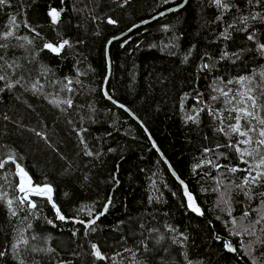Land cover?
I'll use <instances>...</instances> for the list:
<instances>
[{
	"label": "trees",
	"instance_id": "trees-1",
	"mask_svg": "<svg viewBox=\"0 0 264 264\" xmlns=\"http://www.w3.org/2000/svg\"><path fill=\"white\" fill-rule=\"evenodd\" d=\"M182 1L0 6V192L7 194L0 200V264H264V176L255 183L249 177L264 172L255 167L264 156L256 144L262 126L252 121V144L239 145L252 155L242 160L233 145L245 137L225 134L240 97L228 104L217 91L231 90V99L251 88L259 106L253 111L264 117V0H222L227 8L187 0L109 46L108 94L143 123L204 217L189 209L143 127L102 93L109 38ZM8 31L13 35L3 38ZM65 40L59 53L44 47ZM240 77L251 81L242 85ZM17 164L31 185L51 188L64 219L47 197L29 195L35 208L19 204ZM216 234L230 239L238 256ZM21 240L28 243L13 249Z\"/></svg>",
	"mask_w": 264,
	"mask_h": 264
},
{
	"label": "snow or ice",
	"instance_id": "snow-or-ice-1",
	"mask_svg": "<svg viewBox=\"0 0 264 264\" xmlns=\"http://www.w3.org/2000/svg\"><path fill=\"white\" fill-rule=\"evenodd\" d=\"M6 3V0H0V6H2L3 4ZM214 3L217 5V7H223V8H227L228 5L226 3H222V0H214ZM49 15L52 18V21L55 22L58 17H59V12H57L55 9H53ZM248 19V17H244V20L246 21ZM114 23V21H109ZM13 33L11 31H8L6 33H4L3 38H7L9 36H12ZM249 40H253L254 39V35L250 34L248 36ZM68 44V41H63L62 44L59 45V47H55L53 46L51 43L45 44L44 47L50 49L53 52L59 53V51ZM0 47H3V45H0ZM258 51H260V53L262 55H264V44H258ZM225 56L227 55V53L224 54ZM223 58V57H222ZM8 67H11V65H9ZM203 67L207 68L208 65H204ZM261 77L264 78V72L260 73ZM6 77L4 75H0V80H5ZM245 81H251V77H240L239 80L237 81L238 83H241L242 85L244 84ZM16 83H19V81H17ZM69 83H71V81H69ZM228 83H232V81H229ZM13 84H8L7 87H13ZM33 89H36V85L33 84ZM217 91H219L221 93V95H223L226 99H225V103L231 104L233 100H236V97L239 96L240 99L236 101V106H233V108H231L229 110V112H236V115L234 117L235 119V124L229 125V132L225 133L226 135H232V134H238L241 137H245V139L239 140L237 142L236 145H233V147H235L236 151L241 152V159L243 160L244 155H252L251 152H248L247 149H244L243 151L241 150V148L239 147V145L243 144V145H251L253 142V137L250 135V133L257 131L256 128L252 127V121L256 120L258 122L259 125H261L262 127L259 128V132L258 135L260 137V139L256 140V144H257V151L259 150V148L261 146H264V117H260L255 111H253L254 109H257L259 106L257 105V101H256V97L252 95V89L251 88H247L245 91L243 92H238L236 93L231 99H228L229 96V92L231 90H229V92H225L222 89H217ZM212 99H217V97H212ZM53 103H58L57 101H52ZM250 102V103H249ZM64 103H67L69 106H71V100H66L64 101ZM239 105H243V107H240ZM121 107H123V105H121ZM252 109V110H250ZM188 119L190 120H195L196 117H188ZM241 119H243L245 121L244 127L246 128V130L242 131L241 130ZM220 131H224L223 128L219 129ZM39 135V133H38ZM205 151H209L208 149H205ZM89 155H91V153H87ZM9 159H13L12 157H9ZM246 162V161H245ZM261 165H264V156H261L260 162L255 165L256 168H260ZM199 165H197L196 167H198ZM4 164L0 163V168H3ZM17 169H19V174H20V183L18 185L19 187V191L22 193H25V195L23 197L18 198V202L19 204L23 205L26 202L29 203L30 207L35 208L36 205L34 203H31L30 201H28V196H27V192L26 189L24 187V178L27 177V173L24 172L23 168H21L18 164L16 165ZM218 167V166H217ZM231 172H236L237 168L233 167L230 169ZM261 176H264V172H257L256 176H251V171H249V177H251V181L253 183H255L257 181V179ZM249 177H245L244 183L248 184L249 183ZM181 183H183V181H181ZM51 192V188L47 187L46 188H37L36 189V194L37 195H45L46 193ZM185 194L188 196L189 201H192V196L191 194H189L187 192V188L185 186ZM7 196L6 193H2L0 192V200L5 199ZM49 200H51V197H48ZM7 204L9 209H12V205H13V200L12 199H8L7 200ZM190 207H193V205L190 203L189 205ZM53 207H55V205L53 204ZM194 211H199L198 208L193 207ZM104 211H107V206L105 207ZM57 212H59V209H57ZM15 211H12V215H15ZM103 213H101L102 215ZM248 215L247 212L244 213V216L246 217ZM59 219H64L63 216H59ZM261 219H264V216L261 217ZM94 222V221H92ZM233 223H235V221H233ZM257 223H259V221H257ZM236 235H239V233H235ZM19 243H23V244H27L28 241L27 240H21L18 241L17 244H13V249L18 247ZM226 247H228L230 250H235V249H231V245L230 244H226ZM93 248H96L95 245H93ZM4 255V253L0 252V256ZM96 256H100V252L99 250L96 251L95 253Z\"/></svg>",
	"mask_w": 264,
	"mask_h": 264
},
{
	"label": "water",
	"instance_id": "water-1",
	"mask_svg": "<svg viewBox=\"0 0 264 264\" xmlns=\"http://www.w3.org/2000/svg\"><path fill=\"white\" fill-rule=\"evenodd\" d=\"M186 1L187 0H183L181 2V4L174 5V6H171L169 8H166V9H164V10H162V11L154 14L153 16H151V17H149L147 19L141 20V21L135 23L134 25H132L131 27H129L127 30H125L121 34L109 38V40L105 44V58H106L107 67H106V75H105L104 81L102 83V93H103V95H104V97L106 99H108L109 101H111L117 107L124 109L134 120H136L143 127V129L145 130L146 135H147L149 141L151 142L152 146L157 150V152L161 156L162 160L164 161V163L168 167L170 173L172 174V176L176 179V181L181 186L183 195H184V197L186 199V202L188 204L189 209L191 211H193L195 214H197V215H199L201 217H204V213H203L201 207L198 205V203H197L194 195L189 191V188H188L187 184L181 178H179V176L177 175V173L175 172V170L172 168L171 164L169 163L168 159L163 155V153L157 147L155 141L150 136L149 132L147 131V129L145 128V126L143 125V123L126 106L123 105V107H121L122 104L119 103V102H117V101H115L108 94L107 89H106L107 82H108V79H109V76H110V73H111V61H110V57H109V46H110V44L113 41H115V40H119V39L125 37L126 35H128L131 31L135 30L136 28L141 27V26H144V25H146V24H148V23H150V22H152V21H154V20H156V19H158V18H160V17H162V16H164L166 14H169V13H171L173 11H176V10L182 8L184 6V4L186 3ZM181 181H183V183H181ZM185 186L187 188V192L189 194H191V196L193 198L191 202L189 201L188 196L185 194ZM24 187H25L26 192H27L28 201L31 202V200L29 198V195H37L36 194V189L37 188L34 187L33 185H31V183L27 179H25V178H24ZM43 188H46V187H43ZM18 189H19V187H18ZM24 195H25V193H22V192L19 193V197H23ZM37 196H44V197H47V198L50 196L51 197V200H49V199L48 200H49V202H50V204H51L52 207H53V204L55 205V207H53V208H54V211H55L56 215L58 216V218H59V216H62V214H61L60 211L57 212L58 207H57V205L54 203V201L52 199V193L51 192H48L45 195H37ZM190 203L193 205V207L198 208L199 211L198 212L197 211H194L193 210V207H190L189 206ZM23 205L26 206V207H29L30 206L28 202H26ZM215 238L217 240L223 239L224 240V243H225L224 245H225L226 250L229 251V252H231V253H233L234 255L238 256L237 251L235 249V246H234L233 242L230 239L223 238V237H221L220 235H217V234L215 235ZM226 244H230L231 245V249H235V250L234 251L233 250H230L228 247H226Z\"/></svg>",
	"mask_w": 264,
	"mask_h": 264
},
{
	"label": "rangeland",
	"instance_id": "rangeland-1",
	"mask_svg": "<svg viewBox=\"0 0 264 264\" xmlns=\"http://www.w3.org/2000/svg\"><path fill=\"white\" fill-rule=\"evenodd\" d=\"M19 172V171H18ZM25 179H27L29 182H30V179L27 177H25ZM38 188H42V187H38ZM237 228H240V227H237Z\"/></svg>",
	"mask_w": 264,
	"mask_h": 264
},
{
	"label": "bare ground",
	"instance_id": "bare-ground-1",
	"mask_svg": "<svg viewBox=\"0 0 264 264\" xmlns=\"http://www.w3.org/2000/svg\"><path fill=\"white\" fill-rule=\"evenodd\" d=\"M193 193V192H192ZM197 199V198H196Z\"/></svg>",
	"mask_w": 264,
	"mask_h": 264
}]
</instances>
